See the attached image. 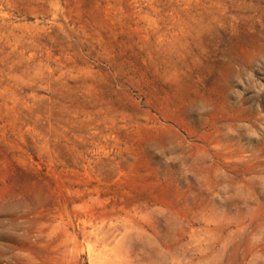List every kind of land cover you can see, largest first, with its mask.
<instances>
[{"label": "rangeland", "instance_id": "rangeland-1", "mask_svg": "<svg viewBox=\"0 0 264 264\" xmlns=\"http://www.w3.org/2000/svg\"><path fill=\"white\" fill-rule=\"evenodd\" d=\"M0 264H264V0H0Z\"/></svg>", "mask_w": 264, "mask_h": 264}]
</instances>
